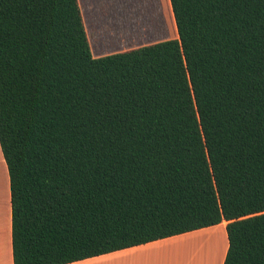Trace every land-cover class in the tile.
Here are the masks:
<instances>
[{"label": "trees", "instance_id": "trees-1", "mask_svg": "<svg viewBox=\"0 0 264 264\" xmlns=\"http://www.w3.org/2000/svg\"><path fill=\"white\" fill-rule=\"evenodd\" d=\"M177 38L93 56L78 0H0L14 264L226 221L264 264V0H169Z\"/></svg>", "mask_w": 264, "mask_h": 264}, {"label": "rangeland", "instance_id": "rangeland-1", "mask_svg": "<svg viewBox=\"0 0 264 264\" xmlns=\"http://www.w3.org/2000/svg\"><path fill=\"white\" fill-rule=\"evenodd\" d=\"M79 3L92 54L100 56L178 37L169 0H79ZM217 233H222L221 226L207 227L198 236L175 245L173 260L168 253L162 259L175 262L178 252L202 257L209 253L212 264H217L224 247V238Z\"/></svg>", "mask_w": 264, "mask_h": 264}, {"label": "crops", "instance_id": "crops-1", "mask_svg": "<svg viewBox=\"0 0 264 264\" xmlns=\"http://www.w3.org/2000/svg\"><path fill=\"white\" fill-rule=\"evenodd\" d=\"M79 3V0H78ZM82 13L81 5L79 3ZM83 17V16H82ZM84 21V19H83ZM93 56H99L93 54ZM226 221H222L216 225L208 226L216 228L222 227V233L217 236H223L224 247L221 258L217 264H222L228 246V240L225 230ZM207 230V227L191 230L181 234L157 239L154 241L138 244L135 246L103 253L97 256L77 260L66 264H212V257L209 256H188L178 252V256L174 261L163 260L166 253L170 254L174 251V246L179 245L185 238H192ZM217 240V237H212ZM160 256L158 259L156 256ZM206 255V254H205ZM187 256V257H186ZM170 258V257H169ZM173 257L171 256V259ZM173 260V259H172ZM0 264H14L12 258L11 245V202H10V184L9 174L6 161L3 157L0 147Z\"/></svg>", "mask_w": 264, "mask_h": 264}]
</instances>
